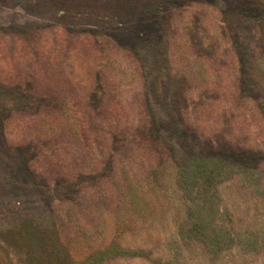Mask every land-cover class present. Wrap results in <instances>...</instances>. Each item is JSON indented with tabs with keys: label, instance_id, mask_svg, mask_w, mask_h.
<instances>
[{
	"label": "rangeland",
	"instance_id": "obj_1",
	"mask_svg": "<svg viewBox=\"0 0 264 264\" xmlns=\"http://www.w3.org/2000/svg\"><path fill=\"white\" fill-rule=\"evenodd\" d=\"M0 264H264V0H0Z\"/></svg>",
	"mask_w": 264,
	"mask_h": 264
}]
</instances>
